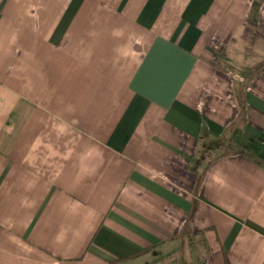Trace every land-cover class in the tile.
I'll return each instance as SVG.
<instances>
[{
	"label": "crops",
	"instance_id": "0c3cea01",
	"mask_svg": "<svg viewBox=\"0 0 264 264\" xmlns=\"http://www.w3.org/2000/svg\"><path fill=\"white\" fill-rule=\"evenodd\" d=\"M114 259L264 264V0H0V264Z\"/></svg>",
	"mask_w": 264,
	"mask_h": 264
},
{
	"label": "rangeland",
	"instance_id": "374dc122",
	"mask_svg": "<svg viewBox=\"0 0 264 264\" xmlns=\"http://www.w3.org/2000/svg\"><path fill=\"white\" fill-rule=\"evenodd\" d=\"M240 50H242L243 52H247V51H253V48L252 47L250 48L248 46H242ZM257 50H258V47H257Z\"/></svg>",
	"mask_w": 264,
	"mask_h": 264
},
{
	"label": "trees",
	"instance_id": "16d2710c",
	"mask_svg": "<svg viewBox=\"0 0 264 264\" xmlns=\"http://www.w3.org/2000/svg\"><path fill=\"white\" fill-rule=\"evenodd\" d=\"M118 260L117 259H114L112 260V264H117ZM226 264H230L228 261H226Z\"/></svg>",
	"mask_w": 264,
	"mask_h": 264
}]
</instances>
